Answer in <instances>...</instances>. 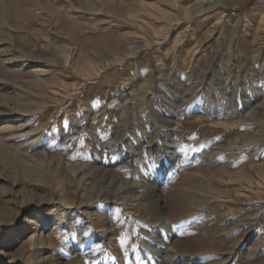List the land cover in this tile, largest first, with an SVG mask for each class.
Listing matches in <instances>:
<instances>
[{"label":"rangeland","instance_id":"obj_1","mask_svg":"<svg viewBox=\"0 0 264 264\" xmlns=\"http://www.w3.org/2000/svg\"><path fill=\"white\" fill-rule=\"evenodd\" d=\"M226 1L0 0V264H264V0Z\"/></svg>","mask_w":264,"mask_h":264},{"label":"bare ground","instance_id":"obj_2","mask_svg":"<svg viewBox=\"0 0 264 264\" xmlns=\"http://www.w3.org/2000/svg\"><path fill=\"white\" fill-rule=\"evenodd\" d=\"M230 0H228V1H226V2H229ZM196 4H198V3H196ZM200 4V3H199ZM202 6H203V4H202ZM201 8V7H200ZM219 21V20H218ZM213 31V30H212ZM127 49L128 50H134V48H135V43H133V42H129L127 45ZM195 56V55H194ZM253 101H254V99L250 102V103H248L247 104V106H246V108H248V112H249V114L252 116L253 115V113H254V106H252V103H253ZM247 112V111H246ZM10 125H12V124H10V122H5L4 123V126H10ZM228 147V146H227ZM260 212V208L259 207H257L256 208V210L254 211V213H253V216H256L258 213ZM118 228H119V226H117V228H116V231L118 230ZM42 233V232H41ZM41 238H42V235L40 234V235H37L36 237H33L31 240V244H35L36 242H38V240H41ZM171 253L170 252H167L166 253V256H169Z\"/></svg>","mask_w":264,"mask_h":264}]
</instances>
